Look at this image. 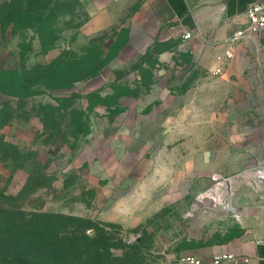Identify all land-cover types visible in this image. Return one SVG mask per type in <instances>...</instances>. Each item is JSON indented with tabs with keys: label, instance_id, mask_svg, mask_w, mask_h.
I'll return each instance as SVG.
<instances>
[{
	"label": "rangeland",
	"instance_id": "1",
	"mask_svg": "<svg viewBox=\"0 0 264 264\" xmlns=\"http://www.w3.org/2000/svg\"><path fill=\"white\" fill-rule=\"evenodd\" d=\"M38 1L39 9L27 13H21L27 3L19 12L12 0L0 5V207L17 218L19 211L59 215L61 230L75 233L63 236L92 248L90 264H186L188 256L231 251L241 239L258 237L251 231L261 222L251 218L264 213V184L242 177L230 178L229 192L221 181L213 188L236 212L217 203L216 192L212 198L204 192L189 202L167 200L133 226L90 217L104 204H93L98 178L88 171L90 147L81 150L85 132L96 120L102 124L123 92L139 93L152 60L135 57L119 68L128 52L123 30L88 37L89 15L78 0ZM59 48L60 57L48 63L45 54ZM110 80L114 93L97 95ZM99 100L106 107L93 119L90 105Z\"/></svg>",
	"mask_w": 264,
	"mask_h": 264
},
{
	"label": "crops",
	"instance_id": "2",
	"mask_svg": "<svg viewBox=\"0 0 264 264\" xmlns=\"http://www.w3.org/2000/svg\"><path fill=\"white\" fill-rule=\"evenodd\" d=\"M78 1L89 15L86 36L124 31L128 52L119 68L135 57L152 60L139 93L123 92L86 136L81 150L90 147L88 171L98 178L93 204H104L90 217L133 226L167 200L189 202L264 166V33L233 41L249 6L264 0ZM61 53L45 57L51 63ZM113 81L103 97L114 93ZM251 219L261 222L251 231L258 237L231 251L264 264V213Z\"/></svg>",
	"mask_w": 264,
	"mask_h": 264
},
{
	"label": "trees",
	"instance_id": "3",
	"mask_svg": "<svg viewBox=\"0 0 264 264\" xmlns=\"http://www.w3.org/2000/svg\"><path fill=\"white\" fill-rule=\"evenodd\" d=\"M38 0H12L11 7L19 12L25 3L27 10L39 9ZM58 62V61H57ZM101 95V91L97 92ZM105 105L99 100L90 105ZM83 123V122H82ZM90 128L86 130L88 135ZM17 218L10 208L0 207V264H82L79 259L85 257L83 264H90L93 250L78 237L63 236L68 232L59 226L60 216L53 213H26L19 211ZM75 235L73 232H68ZM62 236V238L60 237ZM76 238V239H75ZM87 238V237H86ZM85 244L87 249H83Z\"/></svg>",
	"mask_w": 264,
	"mask_h": 264
},
{
	"label": "built area",
	"instance_id": "4",
	"mask_svg": "<svg viewBox=\"0 0 264 264\" xmlns=\"http://www.w3.org/2000/svg\"><path fill=\"white\" fill-rule=\"evenodd\" d=\"M9 0H0V5ZM244 27L237 31L233 37V41H238L243 38L256 39L261 33H264V1H257L249 6L243 14ZM192 37L191 33L184 36V40ZM131 78L137 81L141 80L139 73H131ZM240 177L253 179L257 186L264 184V166L251 168L245 170ZM230 178L224 182H230ZM222 182L219 183V185ZM211 190H208L209 192ZM205 192V193H207ZM186 264H254L251 257L239 254L233 251H222L219 253L206 255L204 257L188 256L185 259Z\"/></svg>",
	"mask_w": 264,
	"mask_h": 264
},
{
	"label": "bare ground",
	"instance_id": "5",
	"mask_svg": "<svg viewBox=\"0 0 264 264\" xmlns=\"http://www.w3.org/2000/svg\"><path fill=\"white\" fill-rule=\"evenodd\" d=\"M222 185L223 186H226L228 188L227 191L229 192L230 183L229 182H222ZM213 191H217V188H216V190L215 189L214 190H211V191H209L207 193H204L203 195H205L207 197H210L208 194L210 192H213ZM210 198H212V197H210ZM213 200H214V198H213ZM216 201L220 205H224L225 206V209L231 210L232 212H236V209L234 208V206H232L231 204L230 205H227L226 198L222 194H220L218 192H216Z\"/></svg>",
	"mask_w": 264,
	"mask_h": 264
}]
</instances>
